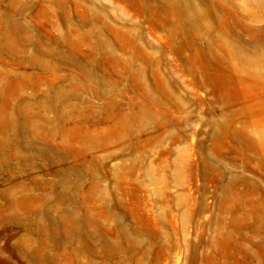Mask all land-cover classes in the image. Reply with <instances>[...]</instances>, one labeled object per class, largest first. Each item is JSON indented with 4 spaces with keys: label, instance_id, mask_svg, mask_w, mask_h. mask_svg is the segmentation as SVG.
Wrapping results in <instances>:
<instances>
[{
    "label": "rangeland",
    "instance_id": "rangeland-1",
    "mask_svg": "<svg viewBox=\"0 0 264 264\" xmlns=\"http://www.w3.org/2000/svg\"><path fill=\"white\" fill-rule=\"evenodd\" d=\"M0 264H264V0H0Z\"/></svg>",
    "mask_w": 264,
    "mask_h": 264
}]
</instances>
